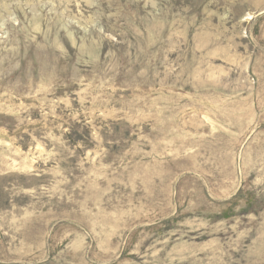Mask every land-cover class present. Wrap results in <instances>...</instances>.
I'll list each match as a JSON object with an SVG mask.
<instances>
[{"label": "rangeland", "instance_id": "rangeland-1", "mask_svg": "<svg viewBox=\"0 0 264 264\" xmlns=\"http://www.w3.org/2000/svg\"><path fill=\"white\" fill-rule=\"evenodd\" d=\"M0 264H264V0H0Z\"/></svg>", "mask_w": 264, "mask_h": 264}]
</instances>
